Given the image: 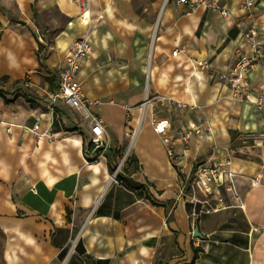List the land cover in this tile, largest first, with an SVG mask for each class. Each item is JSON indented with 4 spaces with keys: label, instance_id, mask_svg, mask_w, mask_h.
<instances>
[{
    "label": "crops",
    "instance_id": "1",
    "mask_svg": "<svg viewBox=\"0 0 264 264\" xmlns=\"http://www.w3.org/2000/svg\"><path fill=\"white\" fill-rule=\"evenodd\" d=\"M84 1L0 0L1 8H15L25 18L34 15L36 5L48 27L60 26L58 19L46 17L52 7L66 19L55 37L54 49L62 56L59 59L57 52L60 65L48 91L56 86L67 48L80 37L90 38L96 53L83 63L79 80L97 102L93 110L103 118L110 144L106 155L87 162L88 122L83 121L81 131L64 130L54 122L51 126L54 115L45 107L47 96L27 103L25 111L20 99L5 104L0 97V264H264V142L249 139L264 133V117L252 103L245 114V103L229 102L228 88L213 74L231 62L241 36L238 24L253 22L264 32V0L253 10L242 7L243 0H221L231 13L227 17L204 6L188 13L186 5L163 0L153 38L160 48L155 56L161 54L150 74L155 97L143 116L132 106L145 101L146 93L117 98L112 92L115 74H99L93 65L99 48L95 40L107 41L109 21L122 20L118 15L123 16V10L115 0H87L90 22L84 26L79 21ZM9 29L2 34L0 49ZM64 32L70 42L61 50L57 39ZM21 34L14 30L10 39L20 45L22 38H30ZM32 41L38 63L37 43ZM175 49L180 50L177 56ZM4 50L18 66L14 53ZM203 58L211 60L212 70L196 65L195 60ZM33 65L21 75H0L18 79ZM252 77L264 88V64ZM136 83L134 87L141 85ZM169 98L197 107L181 108ZM66 109L75 111L59 103L56 113L70 128L74 119L65 118ZM37 116L43 118L41 130L50 129L56 139H38L24 128ZM156 118L170 121L172 138L190 126L201 132L187 143L177 140L170 154L154 130ZM139 124L125 168L128 185L108 184L111 163L114 168L129 143L125 131ZM229 147L236 150L235 191L224 189L223 202L206 195L194 201L186 192L194 163L213 158L217 151L224 157ZM209 205L214 209L206 210ZM196 228L203 237L193 240Z\"/></svg>",
    "mask_w": 264,
    "mask_h": 264
},
{
    "label": "built area",
    "instance_id": "2",
    "mask_svg": "<svg viewBox=\"0 0 264 264\" xmlns=\"http://www.w3.org/2000/svg\"><path fill=\"white\" fill-rule=\"evenodd\" d=\"M176 2L186 5L188 13L194 11L199 6H204L208 9L219 10L224 17L231 14L229 10L220 4L221 0H176ZM257 2L258 0H243L242 7L253 10ZM82 8L83 10L88 8L87 0L82 3ZM238 27L240 28L241 36L236 40L231 62L223 69H215L213 74L221 84L228 88L229 98L234 102L252 103L264 117V88L254 84L252 77L258 66L264 64V32H259L253 22L248 26L238 24ZM91 52L92 44L88 36L78 38L67 48L63 65L59 70L56 86L53 90L47 92L46 101V107L52 116L55 115L59 103H63L65 106L80 112L86 117L89 126V133L86 138L87 148L85 158L87 162L96 161L99 157L106 155L110 151L109 134L105 122L93 110L97 102L87 95L83 84L79 80V72ZM179 52L180 50L175 49L173 55L177 56ZM195 63L201 69L212 70L210 59H196ZM169 100L175 102L181 108L186 106L190 109H195L197 107L196 104H187L170 98ZM149 101L146 98L139 107L142 116ZM42 121V116H37L31 127L25 126L24 128L32 131L38 139L43 136H47L52 140L56 139L50 133V129L47 131L41 130ZM53 122L54 118H51V126ZM152 123L155 132L162 136V142L170 154L173 153V146L177 140L180 143H187L193 136L199 135L201 132L200 127L190 126L187 129L177 130L176 136L172 138L169 136L171 126L167 118H156ZM139 128L140 124L136 129L125 131V136L129 138V143L125 152L115 162L111 174V184L126 186L124 178L125 168L131 158V151L135 146L140 131ZM249 139L254 142H264V133L251 134ZM219 153L217 151L209 161L199 164L192 179L191 175L188 178L192 181L193 190L198 188L206 196L216 197L220 202H223V189L235 191L234 180L237 171L233 166V158L236 156V150L232 147L225 149L224 157H221ZM257 182L258 180L255 179L254 183ZM191 197L194 201L199 200L196 197V192ZM211 209L214 208L211 207ZM193 240H196V237L193 236Z\"/></svg>",
    "mask_w": 264,
    "mask_h": 264
},
{
    "label": "rangeland",
    "instance_id": "3",
    "mask_svg": "<svg viewBox=\"0 0 264 264\" xmlns=\"http://www.w3.org/2000/svg\"><path fill=\"white\" fill-rule=\"evenodd\" d=\"M162 1L115 0L114 2L117 7L123 10V16L118 15L122 20L112 19L109 21V37L98 48L93 65L97 68L99 74H115L112 92L117 98L127 99L138 92L144 94V96L146 93V97L149 100L155 97L152 87L154 84L153 79L144 72L143 64L146 63L149 53L151 54L154 50L155 39L153 40V38L155 31L159 27V12ZM33 9L35 16L31 15L29 18H25L15 8L9 10L8 8L0 7V31L4 33L5 29L11 27L13 30L9 29V33L15 30L30 37L22 38L21 44L16 45L10 39L9 33L6 35L2 49H0V74L10 72L12 75H21L26 71V68L36 63L37 58L33 50L32 39L37 43L35 51L39 62L34 64L26 75H22L18 79L11 75L7 79H2V75H0V94H4L9 100L20 99L23 105L21 103L19 105L23 111H25L24 106H27V103H38L34 99L43 100L47 96L46 91L50 90L56 81L60 61L55 60V58H57V52L59 59L62 54L54 49L56 45L55 37L58 30L66 23V19L59 13L58 9L52 7L46 11V17L58 19L60 26L48 27L44 14L42 16L38 14L36 5L33 6ZM4 48H8L14 53L18 66L15 65L14 59L10 58ZM160 54L154 55L155 57H153L152 61L150 59V66L151 64L152 66L156 65L155 61L158 60ZM138 81H141V85L134 87L132 83ZM111 83L107 82V84ZM1 98L4 99L3 97ZM228 100L231 103L234 102L231 98H228ZM143 102H139L132 107H140ZM82 115L77 111L66 109L65 118L70 122H72L73 118V125L67 128L61 113H55L54 125L64 130L81 131L83 130V121L87 122V119L82 117ZM82 135L83 137L86 136L85 133H82ZM231 135L235 136V131L231 132ZM207 161L209 160L202 157L194 163L190 174L191 179L199 164ZM110 168V174H112V163ZM191 179H186V192L189 194L197 192V199L205 197V194L198 188L193 190ZM223 192L224 189L222 190ZM209 197L213 200V196ZM207 209H211V207L207 206Z\"/></svg>",
    "mask_w": 264,
    "mask_h": 264
},
{
    "label": "bare ground",
    "instance_id": "4",
    "mask_svg": "<svg viewBox=\"0 0 264 264\" xmlns=\"http://www.w3.org/2000/svg\"><path fill=\"white\" fill-rule=\"evenodd\" d=\"M110 8H111V5L108 6L109 12H111V9ZM160 18H161V15H160ZM79 21H80V24L81 25H84V26L89 24V22H90V10H89V8H86L85 10L82 11V13L80 15V18H79ZM72 26H75V24H72ZM67 34H68L67 32H64L63 34H61L58 37V39H57L58 49H61L62 50V49L66 48L69 45L70 40H68L67 37H65V36H67ZM95 42H96V46L97 47H100L101 46V43L102 42L100 41V38H97L95 40ZM153 47H154L153 52H152V49H151V52L152 53L151 54L149 53L146 63L143 64L144 72L146 74H149V75L150 74L154 75V68H152V64H151V66L149 64L150 59L152 61L153 57H155L154 56L155 55L154 53L160 50L159 46H157V48L155 46H153ZM95 53H96V51L93 52V49H92L91 56L94 55ZM172 53H173V51H172ZM140 84H141V82L139 81L135 85H140ZM250 109H251L250 104L249 103H245V108H244L245 114H247ZM98 165L99 164H96L95 163L94 166L96 168H98V170H99ZM107 179H108V184H110V182H111V174H108L107 175Z\"/></svg>",
    "mask_w": 264,
    "mask_h": 264
},
{
    "label": "trees",
    "instance_id": "5",
    "mask_svg": "<svg viewBox=\"0 0 264 264\" xmlns=\"http://www.w3.org/2000/svg\"><path fill=\"white\" fill-rule=\"evenodd\" d=\"M2 32L0 31V41H1V39H2ZM8 78V76L7 75H4V76H2V79H7ZM19 82V81H18ZM0 96L1 97H3L4 98V101H5V103H11V102H13L14 100H9V99H7L6 98V96L4 95V94H0ZM123 177V176H122ZM125 178V181H126V183H127V185H128V182H127V179H126V177H124Z\"/></svg>",
    "mask_w": 264,
    "mask_h": 264
},
{
    "label": "water",
    "instance_id": "6",
    "mask_svg": "<svg viewBox=\"0 0 264 264\" xmlns=\"http://www.w3.org/2000/svg\"><path fill=\"white\" fill-rule=\"evenodd\" d=\"M193 235H194V237H199V238H202L203 237L202 234L199 232V229L198 228H196L194 230Z\"/></svg>",
    "mask_w": 264,
    "mask_h": 264
}]
</instances>
